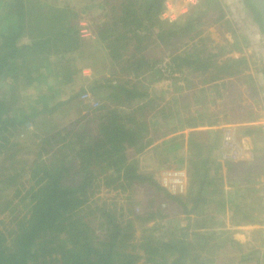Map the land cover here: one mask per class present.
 I'll use <instances>...</instances> for the list:
<instances>
[{
	"label": "trees",
	"instance_id": "obj_1",
	"mask_svg": "<svg viewBox=\"0 0 264 264\" xmlns=\"http://www.w3.org/2000/svg\"><path fill=\"white\" fill-rule=\"evenodd\" d=\"M28 1L4 0L2 4L0 152L12 145L9 137L15 130L36 122L38 116L52 114L70 103L86 107L79 99L85 91L110 88L104 97L114 103L110 108L99 103L97 110L85 112L40 139L42 144L38 142L37 152L25 165L26 185L15 188L3 208L11 216L12 226L6 229L0 220V264H134L139 260V264H183L190 246L180 238L185 232L177 241L166 238L164 214L156 207L148 210L145 206L141 214H135V203L131 202L125 211L120 209L116 213L113 207L107 208L96 200L88 202V198L103 176L102 185L117 183L114 189L143 185L149 192L147 203L159 193L164 201L174 202L178 213L186 214L187 219L192 213L201 214L199 206L204 192L215 195L211 189L213 178L209 177L211 160L195 138L201 132L198 127L205 124L203 112L189 113L182 122L179 120L177 131L181 126L189 129L184 139H169L174 140V148L182 147L185 139L188 142L184 190L172 189L154 175L139 172L131 157L160 137L154 133L145 138L141 132L146 124L136 120L134 113L155 108L153 96L157 98V93L169 96L171 104L177 103L178 97H186L185 89L198 83L192 81L189 72L195 77L208 74L202 78V84H209L208 88L219 86L216 90L228 91L226 97L232 98L236 84L224 77L242 72L241 64L246 59L227 57L219 63L223 54L217 52L220 48L212 44V38L202 27L204 19L214 23L223 18L220 2L216 0L215 10L211 4L215 0H199L171 20L162 17L163 0H89L93 3L85 9L94 5L101 8V13L93 15L92 27L86 23L94 37L90 46L81 35V29L86 28L81 24L85 10L58 5L56 0L37 2V9L30 10L26 6ZM242 1L264 34L260 14L250 0ZM100 61H105V68L111 72L107 73L104 65L99 66ZM88 67L99 76L90 87L81 83L75 88L74 79ZM259 72L264 74V68ZM50 75L55 78L52 83L47 80ZM95 82L98 83L94 85ZM61 88H68L70 94L61 96ZM156 113L155 123L163 124L171 111L165 112V107H161ZM176 116L181 119L179 114ZM206 123L210 126L212 122ZM243 131L260 133L261 126H246ZM260 141L264 143L263 139ZM258 162L238 164L245 167L241 178L244 183L249 182L252 173L257 174L256 169L264 171L259 168L264 161ZM227 165L231 170L237 166ZM231 178L230 174L226 179ZM235 198L240 201L241 195ZM221 201L220 198L216 203ZM17 204H22L19 212L15 210ZM135 218L139 220L138 235L145 238L137 244L133 241ZM152 218H157V222L147 225ZM245 219L253 221L248 216ZM201 221L203 228L205 220ZM97 224L100 234L96 233ZM228 241L227 254L235 245L241 250L238 241ZM171 255L174 257L169 261ZM230 259L234 264H243L261 257L241 250L236 259Z\"/></svg>",
	"mask_w": 264,
	"mask_h": 264
},
{
	"label": "rangeland",
	"instance_id": "obj_2",
	"mask_svg": "<svg viewBox=\"0 0 264 264\" xmlns=\"http://www.w3.org/2000/svg\"><path fill=\"white\" fill-rule=\"evenodd\" d=\"M3 1L0 0V15L4 14L2 7ZM44 1L47 0H29L26 6H29L30 10H35L37 9V2L46 3ZM49 1L51 0L47 2ZM56 1L58 5L68 4L77 9L85 10L83 12L85 18L82 17L83 20L81 21L83 27L86 26V23H89L90 27H92L94 22L93 15L101 13V8L97 5L92 6L91 9H85L87 5L93 3L89 0ZM217 1L220 2L224 12L223 18L214 23L204 19L205 24L202 27L212 38V44L220 48L217 52L223 54L218 59V62H223L227 57L234 58L235 60L240 57L246 59L241 64L242 72L235 77H224V79L233 80V83L235 82L236 84L235 91H233V95L231 96L232 98L230 99L229 96L226 97V92L228 91L221 93L220 90H216L220 88L219 86L216 88L205 87L202 84V78H206L208 74L205 73L202 75L199 73L198 77H195L194 74H190L189 72V75H192V81L198 83L192 84L191 87L185 89L186 97H178L176 100L177 103L172 102L171 104L168 102L170 97L167 98L163 94L157 93V98L153 96L155 103L152 106H155V108H145L134 113L136 120L143 121L146 124L141 132L145 135V138L151 137L154 133L159 134L160 137L154 139L140 152L134 154V157H131V159L136 161L139 172L152 174L160 183L169 184L172 188L178 187V185L181 186L182 178L184 179L187 175L185 160L188 157V151H186L188 142L185 139L181 143L182 147L174 148L172 144L174 140L172 142L169 139L172 137L177 138V136L179 138L181 137L180 139H184L186 134H181V131L178 132L175 129V124L167 121V119L162 122L163 124L153 123L152 120L155 117L151 114L155 110L161 111V106L165 107V112L170 110L171 113L175 114L191 113L195 115L205 111L208 114V117L206 115V119L212 123L210 126L207 125L208 127L197 129L201 132L196 134L195 138L199 141L197 143L200 144L202 152L211 160L209 177L213 178L214 186L211 189L215 190V195L211 196L210 193L204 192L202 195L203 200L199 206V209L201 208V214L192 213L189 218L184 219V216L187 215L178 213L179 209L176 207V204L174 202L164 201L159 196V193H157L158 195L154 194L152 196L154 197L153 201L147 203L149 192L143 185L138 184L132 189L125 188V190L119 188L114 189L117 183L104 186L102 184L105 181V177L100 176L98 178L100 184L98 186L95 185L91 190L93 193L89 194L88 202L93 200L102 202L107 208L113 207L116 213L120 209L125 211L131 202L135 203V214H141L142 208L145 206L148 210H154L156 207L161 214H164V223L167 226L164 228L163 233L166 232V238H169L172 242L177 241L181 233L185 232L186 236L182 235L180 238L190 243V246L188 249L189 252L185 254L187 259L183 264H234V261L229 260V258L231 257L233 260L235 256L236 259L241 253V250L244 253L255 254L261 257L258 261L252 259L243 264H264V244H261V239L264 236V224L260 222L264 216V212H262V203L264 201V171L256 169L257 174L252 173L249 182L244 183V180L241 178L245 167L238 165L241 162L259 164L258 161H264L263 142H258L259 139H256V142H244L240 138L244 135H250L244 134L243 129L246 126L251 127L254 123L260 124V120L263 117L264 74L260 73L259 70L264 68V34L254 23L251 13L244 7L242 0ZM217 1L211 2L215 10L218 8ZM89 17L92 19H86ZM2 20L5 19L3 18ZM3 23L5 22L2 21ZM85 29L90 33L89 38L93 39V35L91 30L88 29V26ZM100 64L102 66L104 65L103 69L108 70L107 73L111 72L108 68H105V61H100L98 65L100 66ZM91 68L88 67L81 74L78 73L79 75L74 79L73 86L75 88L84 82L85 78H89L91 76L89 74L94 73L91 72ZM47 80L52 83L55 81V78L50 75ZM85 81L88 80L86 79ZM201 88L202 91H200ZM104 90H106V95L111 91L110 88ZM60 94L64 97L70 94V91L66 88ZM84 103L86 104L84 108H81L79 104L70 103L63 107V109H59L52 114L38 116L36 122L26 123L24 126L15 130L12 136L9 137L12 145L7 146L0 152V220L4 222L6 229H9L12 224L10 222L11 216L7 213L6 209H3L4 205L7 203L15 188L26 185L28 177L26 166H28L29 159L37 152L38 142L42 144L40 139L44 135L56 132L63 126H67L69 122L76 120L85 114L86 111H89L88 107L93 108L90 103L82 100L81 104ZM166 116L170 118L168 115ZM176 120V123H180L181 121L177 116ZM210 127L214 131L216 130V132H207L212 131ZM224 135L230 138L229 142H233V148L221 143L223 142ZM213 142H216V144L212 145ZM222 151L225 152L226 158L221 157ZM227 163H232L237 166L234 170H231L232 168ZM259 168L264 169V166ZM183 171L184 174H182ZM108 172H112V170ZM230 174L232 180L229 179L230 181H227V175ZM3 177L6 180H1ZM235 178L237 179L236 181ZM217 179L220 180L216 183ZM239 183L240 185H238ZM231 189L235 192L233 198L237 194L241 195L240 201L228 198L227 193ZM238 191L240 193H237ZM220 198L222 203H216ZM159 202L162 204L159 205ZM220 205L222 206L220 207ZM21 206L22 204H17L15 210L18 212L21 211ZM189 207L190 203L188 204ZM180 215L181 217H179ZM245 216L253 219V221L245 219ZM202 219L205 220L203 228L201 227L203 223L201 221ZM123 221L126 222V218H123ZM137 222L139 220L135 218L133 220V226L136 231L133 241L136 244L141 240H145V238H141L138 235L139 224ZM154 222H157V218L150 219L146 224L151 225ZM248 222L253 224L254 227L244 228L238 226L241 223ZM235 223L238 224L237 227ZM177 224L179 225L177 226ZM95 228L96 233L100 234L98 224ZM229 239L237 240L239 242L238 246L242 247L241 250H238L235 245L232 246L233 250L227 254L225 249H227V246L230 248ZM139 252L141 253V251ZM173 257L174 255H171L169 261ZM47 259L48 257H46ZM139 263L140 260L134 264Z\"/></svg>",
	"mask_w": 264,
	"mask_h": 264
},
{
	"label": "crops",
	"instance_id": "obj_3",
	"mask_svg": "<svg viewBox=\"0 0 264 264\" xmlns=\"http://www.w3.org/2000/svg\"><path fill=\"white\" fill-rule=\"evenodd\" d=\"M93 37V36H92ZM84 38H86L90 43H89V45L91 46V45H93V43H94V39H92V38H89V36H86V37H84ZM94 38V37H93ZM91 49V48H90ZM92 72V71H91ZM103 74V73H102ZM89 75H91L89 78H85V80L87 79L88 81H85L84 80V82H82V83H85V84H87L89 87L93 84V82H94V80L93 79H96V77H98L99 75L97 74V73H91V74H89ZM200 80H201V78H200ZM101 82V84H103V81H100ZM89 83V84H88ZM98 82H95L94 83V85L95 84H97ZM202 86V85H201ZM205 87H208L207 86V83H206V85H204ZM98 91L96 92V91H89V93L91 94V96H92V98L93 99H95L98 103H101V105H103L104 103L110 108V107H112L113 106V103L114 102H112V101H110L109 99H106V97H104V96H106V90H100L99 88H96ZM95 89V90H96ZM165 97H167V98H169V96H165ZM105 100V101H104ZM162 107V106H161ZM206 108V107H205ZM97 110V109H95V108H91V107H88V110ZM156 111L157 110H155V111H153L152 112V116H154V117H156V115H157V113H156ZM87 112V111H86ZM263 113V117H262V119L260 120V124H256V123H254V124H252V126H261V132L259 133V132H252L249 136H246V135H244V136H242V137H240L241 138V140L242 141H246V142H256V139L258 140L259 139V141L258 142H261L260 140L261 139H263L264 140V111L262 112ZM177 114H179V113H171L170 114V118H171V120H170V118H168L167 116V121H169V122H172V123H174L175 124V127H177L178 126V123H176L177 122V120H176V115ZM188 114H179V116L181 117V122L183 121V119L184 118H186V116H187ZM206 115H207V117H208V114H207V112H205V111H203V118H204V121H205V123L206 122H208V119H206ZM158 118V117H157ZM157 118H155L154 120H152V122L153 123H155V121L157 120ZM165 119V120H166ZM204 127H208L206 124H204V125H202V126H200V127H198V129H200V128H204ZM178 129V128H177ZM210 129L212 130V131H214L211 127H210ZM188 130L189 129H187L186 128V126H181V129H180V131L182 132V133H185V134H187V132H188ZM179 130H178V132H180ZM246 139H248V140H246ZM264 144V143H263ZM251 147H252V145H251ZM230 180H232V178L230 179ZM237 179L235 178V181H236ZM234 194H235V192L234 191H232V189H231V191H229L228 193H227V195H228V198H230V199H232L233 198V196H234ZM226 196V195H225ZM262 207H263V210H262V212H264V201H263V203H262ZM261 224H264V216L262 217V219H261ZM237 223V222H236ZM235 223V225H236V227H237V225L238 224H236ZM242 224V223H241ZM238 225V226H241V227H244V228H253L254 227V225L253 224H251V223H243L242 225ZM235 237V236H234ZM235 239V238H234ZM237 241V240H236ZM261 244H264V236L262 237V239H261ZM261 256H262V251H261Z\"/></svg>",
	"mask_w": 264,
	"mask_h": 264
},
{
	"label": "built area",
	"instance_id": "obj_4",
	"mask_svg": "<svg viewBox=\"0 0 264 264\" xmlns=\"http://www.w3.org/2000/svg\"><path fill=\"white\" fill-rule=\"evenodd\" d=\"M198 1L199 0H163L164 9H163L162 17L168 18L171 20L176 19L177 17L186 13L188 11L189 7L198 3ZM81 35L83 37H86V36H90V33L87 31V29L83 28L81 30ZM80 99H82L85 102L90 103L93 108H96L99 106V103L95 99L92 98L89 91L83 92L80 95ZM229 140H230V138L224 135L223 142H221V143L225 146H229V147L233 148L234 147L233 142H229ZM221 157L222 158L227 157L224 151L221 152ZM182 174H184V171ZM173 175H176V174H173ZM185 181H186V178L185 177H184V179L182 178L181 182L183 184L181 183V186L178 185V187H175V188L170 187L169 184H167V185L172 189L182 190L185 186Z\"/></svg>",
	"mask_w": 264,
	"mask_h": 264
},
{
	"label": "water",
	"instance_id": "obj_5",
	"mask_svg": "<svg viewBox=\"0 0 264 264\" xmlns=\"http://www.w3.org/2000/svg\"><path fill=\"white\" fill-rule=\"evenodd\" d=\"M250 2L260 14L264 25V0H250Z\"/></svg>",
	"mask_w": 264,
	"mask_h": 264
}]
</instances>
